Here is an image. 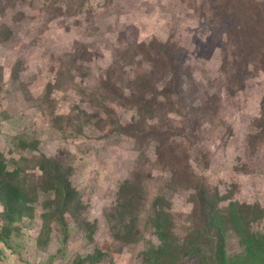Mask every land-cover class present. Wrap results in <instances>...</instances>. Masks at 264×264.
Returning a JSON list of instances; mask_svg holds the SVG:
<instances>
[{"label": "rangeland", "instance_id": "obj_1", "mask_svg": "<svg viewBox=\"0 0 264 264\" xmlns=\"http://www.w3.org/2000/svg\"><path fill=\"white\" fill-rule=\"evenodd\" d=\"M214 17L207 0H0V264H145L159 244L157 196L177 236L190 230L189 191L172 187L156 164L155 142L127 132L156 124L179 131L183 113L165 106L140 122L116 99L128 98L135 73L153 70L148 51L158 46L174 56L196 104L218 98L214 117L193 119L203 155L199 166L190 156L192 168L225 200L221 214L230 201L250 206V233L264 237V73L226 93L221 67L225 55L230 62L232 23ZM106 78L118 91L101 87ZM45 160L74 191L64 218L45 205ZM135 186L144 202L138 235L124 244L120 203ZM225 246L229 263L241 264L245 248L230 228Z\"/></svg>", "mask_w": 264, "mask_h": 264}, {"label": "trees", "instance_id": "obj_2", "mask_svg": "<svg viewBox=\"0 0 264 264\" xmlns=\"http://www.w3.org/2000/svg\"><path fill=\"white\" fill-rule=\"evenodd\" d=\"M69 2L72 3V0ZM207 3L216 18L222 20L221 17H228L232 23L227 31L232 49H229V45L226 49L228 52L230 50L231 58L228 62L225 55L221 67L225 76V91L230 95L231 85L237 84L238 90H241L244 81L252 74L264 73V0H207ZM148 54H152L151 58L155 57L151 65L153 70L142 75L135 73L127 87L128 98L119 95L116 99L119 103L136 109L140 122L144 121L142 115L153 114L165 106L177 108L178 112L183 113L179 131L173 127L161 130L156 124L147 127L140 125L127 132L142 143L155 142L156 164L169 174L172 187L189 191L192 211L187 220L192 227L178 237L174 232L173 215L163 209L167 204L166 200L157 196L151 214L159 244L148 250L145 264H185L187 258H192L193 264H230L225 246L228 228L237 234L245 248V259L241 264H264V237L250 233L248 227L250 206L230 201L225 215L221 214L219 205L225 200L219 198L217 189L210 187L191 165L192 154L198 166L201 162L200 155H203L201 143H198L200 127L196 126L193 119L198 115L202 118L209 116V119L214 117L218 110V98L207 95L196 104L192 95L183 89V79L174 56L167 55L160 46L151 53L148 51ZM116 84L114 80L106 78L102 80L101 87L114 92L119 89ZM178 137L180 141H177ZM201 164L202 168H208L206 160ZM40 171L44 190L51 192L45 205L54 209L53 214L59 212V216L64 218L63 214L71 208L74 201V191L68 178L61 172L58 164L49 160L44 161ZM139 182L137 179L134 185L140 186ZM138 186L126 191L120 203L123 213L119 218L120 227L117 232L122 231L121 241L124 244L138 235V230H134L138 222L136 215L138 207L144 203ZM128 196L130 197L126 199ZM253 208L263 212L257 206ZM130 214V217H126ZM124 217L127 218L126 222Z\"/></svg>", "mask_w": 264, "mask_h": 264}]
</instances>
